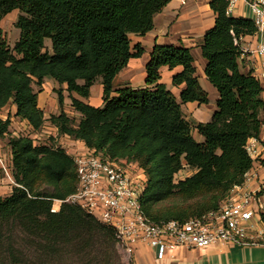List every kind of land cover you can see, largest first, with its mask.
<instances>
[{
    "label": "trees",
    "instance_id": "obj_1",
    "mask_svg": "<svg viewBox=\"0 0 264 264\" xmlns=\"http://www.w3.org/2000/svg\"><path fill=\"white\" fill-rule=\"evenodd\" d=\"M171 2L0 0V113L13 103L16 116L32 128L20 137L11 136L17 186L8 197L0 196V236L5 225L10 233L20 228L52 264H110L116 255L112 227L78 206L63 204L52 213L55 200L75 191L77 175L66 148L32 137L47 122L59 137L139 167L146 178L141 203L156 223L186 222L217 211L233 187L244 183L254 165L246 145L260 137L264 125V88L253 71L243 73L240 68L242 40L257 35L258 27L250 18L232 17L228 0H211L216 22L202 47L206 77L220 95L210 122L194 125L182 109L188 103H210L189 48L157 44L146 67V86L114 89L117 75L144 53L141 46L132 52L130 35L151 32L155 17ZM14 11L20 12V39L11 49L1 23ZM47 40L52 42L50 50ZM166 67L182 68L172 80L174 87L184 85L180 99L162 82ZM49 77L67 86L72 107L81 115L78 124L65 112L45 117L34 86L42 88ZM98 81L104 88L102 107L80 99L89 98ZM56 93L63 105L62 89ZM10 124V119H0V137L9 133ZM185 167L194 174L176 183ZM42 182L54 192L44 193ZM176 197L194 204L165 212L156 209ZM261 218L264 222L263 213Z\"/></svg>",
    "mask_w": 264,
    "mask_h": 264
},
{
    "label": "built area",
    "instance_id": "obj_2",
    "mask_svg": "<svg viewBox=\"0 0 264 264\" xmlns=\"http://www.w3.org/2000/svg\"><path fill=\"white\" fill-rule=\"evenodd\" d=\"M238 1L228 0L229 10ZM244 1L251 9L258 32L264 33V0ZM256 52L260 62L256 73L255 70L253 72L264 83V43ZM260 144H263L261 136L248 141L246 149L252 159ZM66 149L68 153L74 152L71 156L76 166L77 184L75 191L65 200H55L52 213H57L63 204L82 208L100 223L115 230L117 247L132 262L140 245L155 249L157 259L162 261L168 253L179 248L205 249L216 242L239 246L264 244V230L255 229V220L258 223L262 221L258 209L260 194L245 189V184L252 177L250 171L245 174L242 185L233 187L219 210L186 222L171 220L156 223L146 215L141 203L146 178L139 167L97 155L84 145ZM0 164L7 176L14 179V169L11 171L2 159Z\"/></svg>",
    "mask_w": 264,
    "mask_h": 264
},
{
    "label": "crops",
    "instance_id": "obj_3",
    "mask_svg": "<svg viewBox=\"0 0 264 264\" xmlns=\"http://www.w3.org/2000/svg\"><path fill=\"white\" fill-rule=\"evenodd\" d=\"M211 0H172V2L158 14L154 20V29L145 36L131 34V47L132 52H136V47L141 46L144 53L139 58H132L128 66L119 74L113 81L115 90L124 87H131L134 89L144 88L146 86L147 70L146 67L151 60V55L155 46L158 45H173L175 47L189 48L195 58V65L197 67V75L199 77L201 86L209 94L210 101L217 102L219 100V93L215 87L208 81L205 70L207 67V61L203 57L202 47L205 41L206 33L215 26L216 16L210 8ZM229 14L235 18H250L253 19L251 9L244 0H239L234 8L229 10ZM264 43V33L258 32L255 36H247L242 40L243 55L240 59V68L243 73H249L254 71L256 73V67H259L260 56L258 55L257 48ZM182 68H177L174 71H170L167 67L161 70L162 82L167 85L175 96L180 99L181 91L184 89V85L180 87L173 86V76L180 73ZM91 89L92 92H97L99 101L103 104L104 88L101 81H98ZM263 88L264 83L261 82ZM46 82L44 83L41 93H39V107L48 116L47 111H51L50 105L47 106L46 101ZM55 90L59 87V84L49 85V88ZM57 94L53 92L51 101L57 103L55 98ZM48 96V97H50ZM264 98V94H263ZM84 103L91 105L84 98H80ZM52 102H50L51 104ZM70 110H64L71 117H77V112L72 107ZM93 106V105H92ZM102 107V106H95ZM206 105H200L198 103L184 104L182 109L185 117L194 125L198 123H207L212 120V117L216 111L203 122V110ZM11 110L13 117H9L4 111ZM17 107L13 103H10L0 113V119L7 121L10 119L14 121L16 119V125L18 132L11 130V124L9 126V133H13L12 137H18L22 135V131H30L32 128L30 125L16 116ZM79 115V114H78ZM81 117V115H80ZM50 133L55 138L56 142H59L62 146L68 147H83L81 142H77L68 138L60 137L56 138V129L46 123L45 129L36 133L38 136H45ZM196 133V131H195ZM35 134V135H36ZM7 135V134H6ZM5 135V136H6ZM4 136V137H5ZM47 136V137H51ZM261 139L263 144L257 146V154L254 156V165L251 169V178L245 184V189L249 191H257L260 194L261 203L258 207L260 213L264 214V126L261 131ZM0 137V159H2L7 167L13 170V157L11 146L8 145V150L5 151L3 147L5 139ZM77 145V146H75ZM194 174L191 172L190 177ZM13 176V173H12ZM8 176L0 164V196L3 197L8 193L10 187L7 186L9 182ZM262 219V218H261ZM257 230H264V222L258 223L255 220ZM134 264H264V244L255 246H239L234 244H227L225 242H216L205 249H187L179 248L174 252L168 253L167 257L160 261L157 259V251L147 245L138 246L134 259Z\"/></svg>",
    "mask_w": 264,
    "mask_h": 264
},
{
    "label": "rangeland",
    "instance_id": "obj_4",
    "mask_svg": "<svg viewBox=\"0 0 264 264\" xmlns=\"http://www.w3.org/2000/svg\"><path fill=\"white\" fill-rule=\"evenodd\" d=\"M20 16V12L19 11H14L13 13L9 14L5 19H3L2 23H1V27L3 29L4 32V37L6 38L9 46L11 47V49H13L16 45V43L19 41L20 39V30L16 27V23L18 21V18ZM51 40H47V49L50 50L51 48ZM46 84L48 85L46 88V91L48 92V95L46 94V101H47V106L50 105V109H52L51 111H47L48 116L45 115V117L47 119H49L52 115H59L62 112H64V110H70V106L68 104H71V98H70V94L67 90V86L63 85L60 86L55 90H52V87L49 88V85H55L58 84L55 79L49 77L45 80ZM82 84V82H80ZM97 85V84H95ZM35 91L38 93H41V89L38 86H34ZM62 89V93L64 96V103L63 105L60 104L59 102V95L58 93H56L58 90ZM53 92H55L57 95L55 96L57 103H53V101H51V97L50 95L53 94ZM98 93L97 92H92L89 98H86L85 100L90 103L93 106H102L103 104L99 101L98 99ZM50 96V97H48ZM50 102H52L50 104ZM217 108V102L211 100L209 104L206 105L205 110H203V116H205L203 118V122H206L207 116L209 117L214 109ZM217 110V109H216ZM5 114H7L9 117H13L11 110L8 111H4ZM77 112V117H70L72 119H74V121L76 122V124L79 123L80 120V114ZM17 125H16V119L14 121H11V130L13 132H18L16 130ZM22 134H27L28 131L24 130L21 132ZM13 133H8L4 139L5 142L4 144L6 145L5 147H3L5 149V151L8 150V145L10 143L11 140V136ZM195 138L197 141L202 142L204 139L201 135H199L198 133H194ZM34 138L36 139L35 141L41 144H55L56 146H60L63 147L59 142L55 141V138L53 136L50 135V133H47L45 136L41 137L38 136L37 134L33 135ZM47 136H51V137H47ZM60 138V137H59ZM77 146V145H75ZM80 148V147H79ZM73 149V148H72ZM71 155L74 154V152H70ZM193 170H191L188 167H185V169L179 173L176 178L175 181L176 183L179 182L180 180H183L185 178H187L188 175H191V172ZM14 173V170H13ZM14 177V176H12ZM9 182L7 184L8 187H10V189L8 190V193L5 194V196L3 197H8L9 195H11V193L13 192V188L15 186H17L15 179L13 178H8ZM39 188L44 192V193H53L54 192V188L50 187L49 185L46 184V182H42V184H40ZM62 190L64 192H66L67 190V186L62 187ZM230 194V193H229ZM229 196V195H228ZM227 196V197H228ZM226 200V199H225ZM191 204H194L193 200H189V201H185L183 198L180 197H176V198H172L169 199L165 202L159 203L156 206V209L160 210V211H167L170 208H173L174 206H177L179 208L182 207H187L190 206ZM222 204V203H221ZM15 232L10 233L8 226H3V229H1V236H0V264H52L51 261H49L48 257L42 256L44 254H42V252L39 250V246L37 244H32L31 243V239L26 237V234L20 229L18 228L17 230H14ZM11 242L14 243L13 247L14 249H12L11 247ZM39 248V249H38ZM14 252V253H13ZM14 254V255H13ZM55 264V263H53ZM110 264H134V262H132L131 260H129V258L119 249L117 248V252L116 255L112 257Z\"/></svg>",
    "mask_w": 264,
    "mask_h": 264
}]
</instances>
